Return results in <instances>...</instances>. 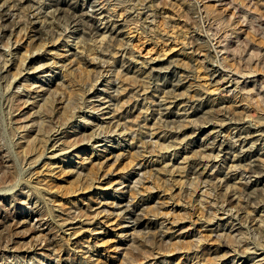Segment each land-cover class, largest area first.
Wrapping results in <instances>:
<instances>
[{"label":"rangeland","instance_id":"374dc122","mask_svg":"<svg viewBox=\"0 0 264 264\" xmlns=\"http://www.w3.org/2000/svg\"><path fill=\"white\" fill-rule=\"evenodd\" d=\"M0 264H264V0H0Z\"/></svg>","mask_w":264,"mask_h":264}]
</instances>
